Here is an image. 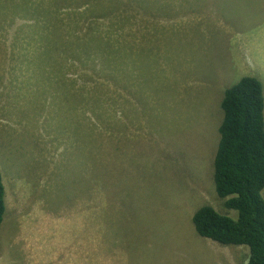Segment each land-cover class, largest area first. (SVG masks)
I'll list each match as a JSON object with an SVG mask.
<instances>
[{"label":"rangeland","instance_id":"rangeland-1","mask_svg":"<svg viewBox=\"0 0 264 264\" xmlns=\"http://www.w3.org/2000/svg\"><path fill=\"white\" fill-rule=\"evenodd\" d=\"M20 1L0 0V264H244L191 217L237 216L213 159L224 90L252 75L264 97V0ZM71 35L111 45L86 60ZM52 94L81 95L48 123Z\"/></svg>","mask_w":264,"mask_h":264},{"label":"trees","instance_id":"trees-1","mask_svg":"<svg viewBox=\"0 0 264 264\" xmlns=\"http://www.w3.org/2000/svg\"><path fill=\"white\" fill-rule=\"evenodd\" d=\"M33 1L29 4L26 0H21L13 6L19 11L26 9L27 5L33 8L44 2V0ZM98 3H91L90 6L95 7ZM150 6L152 9L153 4L150 3ZM102 7L104 6L100 7L101 13L104 14ZM39 16L38 23L42 22L45 26L46 11L43 9ZM71 37L73 40H68L67 46L83 51L86 60L90 59L92 53L85 45L95 43L103 49L110 48L111 45V39H104L103 42L87 39L84 42L79 36L71 35ZM99 55L95 53V56L100 57ZM34 67L39 70L40 62H36ZM48 79L54 87V92L57 93L62 89L53 77ZM85 90L87 87H83V91L88 95L90 91ZM80 95H76L78 99L74 101L68 99L55 101L56 98L60 99L64 96L52 94L51 100L54 101H51L52 112L51 116L48 115V123L55 118L57 121L64 107L71 108L73 104L78 103ZM87 95H82L81 99L89 98ZM220 107L223 116L218 127L219 140L213 159V182L217 196L223 199L224 207L236 210L237 216L233 218L222 214L206 204L192 214L191 221L195 231L202 237L222 245L247 246L249 253L244 264H264V198L261 195L264 188V97L261 82L252 75L241 76L224 90ZM84 114L86 115V112ZM80 118L82 121L79 119V122L85 128L80 145L82 150H85L88 136L93 137L96 134L83 122V118L86 120L88 118ZM92 118L96 121L97 114L92 113L90 119ZM73 144L71 143L72 147ZM98 149L99 145L94 146V150ZM72 153L73 149L71 155ZM92 170L96 171V166ZM81 171L82 178L88 180L87 170L81 169ZM4 210V184L0 173V224Z\"/></svg>","mask_w":264,"mask_h":264},{"label":"crops","instance_id":"crops-1","mask_svg":"<svg viewBox=\"0 0 264 264\" xmlns=\"http://www.w3.org/2000/svg\"><path fill=\"white\" fill-rule=\"evenodd\" d=\"M84 222L78 221L76 222V225H82Z\"/></svg>","mask_w":264,"mask_h":264}]
</instances>
